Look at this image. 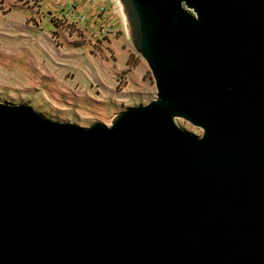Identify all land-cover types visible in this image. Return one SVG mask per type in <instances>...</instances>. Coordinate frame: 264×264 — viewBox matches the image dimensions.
<instances>
[{"label": "water", "instance_id": "1", "mask_svg": "<svg viewBox=\"0 0 264 264\" xmlns=\"http://www.w3.org/2000/svg\"><path fill=\"white\" fill-rule=\"evenodd\" d=\"M120 1L156 99L0 103V264H264V0Z\"/></svg>", "mask_w": 264, "mask_h": 264}, {"label": "rangeland", "instance_id": "2", "mask_svg": "<svg viewBox=\"0 0 264 264\" xmlns=\"http://www.w3.org/2000/svg\"><path fill=\"white\" fill-rule=\"evenodd\" d=\"M20 2L23 6L35 5L32 4L34 0ZM55 24L65 25L68 41L72 40L75 30L80 32V40L74 43L52 44L68 55L71 67L80 61L81 66L86 67V73L77 79L75 73L70 72L62 80L50 78L48 73L41 75L35 63L32 43H23L22 60L33 69L32 74H22L12 84L0 79V103L29 105L46 119L87 128L95 123L111 126L118 114L156 99L157 88L152 71L135 47L128 62L124 63L114 51L116 43H101L105 38L96 37L88 26L86 30L75 29L57 18ZM50 44L39 43L38 48L44 55L53 54ZM174 121L194 136L201 137L204 133L202 128L182 118Z\"/></svg>", "mask_w": 264, "mask_h": 264}, {"label": "crops", "instance_id": "3", "mask_svg": "<svg viewBox=\"0 0 264 264\" xmlns=\"http://www.w3.org/2000/svg\"><path fill=\"white\" fill-rule=\"evenodd\" d=\"M20 1L0 0V79L8 84L22 74H32L33 69L22 60L23 43H32L41 75L48 73V77L62 80L70 72L77 79L86 73L80 61L71 67L68 55L52 44L80 40V32L75 30L68 41L65 25L55 24V18L75 29L88 26L96 37L105 38L101 43H116L114 51L124 63L134 52L130 22L120 0H34L35 5L30 6ZM39 43H51L53 54L44 55Z\"/></svg>", "mask_w": 264, "mask_h": 264}]
</instances>
